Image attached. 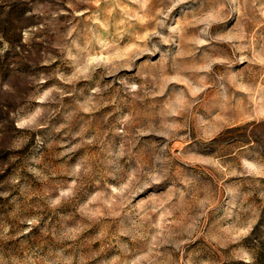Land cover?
Returning a JSON list of instances; mask_svg holds the SVG:
<instances>
[{"label":"rangeland","instance_id":"obj_1","mask_svg":"<svg viewBox=\"0 0 264 264\" xmlns=\"http://www.w3.org/2000/svg\"><path fill=\"white\" fill-rule=\"evenodd\" d=\"M0 264H264V0H0Z\"/></svg>","mask_w":264,"mask_h":264}]
</instances>
